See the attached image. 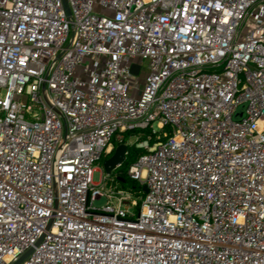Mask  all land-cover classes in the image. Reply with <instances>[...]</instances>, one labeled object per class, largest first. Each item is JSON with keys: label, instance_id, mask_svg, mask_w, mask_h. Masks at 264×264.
<instances>
[{"label": "built area", "instance_id": "2783aa9c", "mask_svg": "<svg viewBox=\"0 0 264 264\" xmlns=\"http://www.w3.org/2000/svg\"><path fill=\"white\" fill-rule=\"evenodd\" d=\"M67 4L0 0V264H264V0Z\"/></svg>", "mask_w": 264, "mask_h": 264}, {"label": "trees", "instance_id": "16d2710c", "mask_svg": "<svg viewBox=\"0 0 264 264\" xmlns=\"http://www.w3.org/2000/svg\"><path fill=\"white\" fill-rule=\"evenodd\" d=\"M144 131L146 130H142L141 133H145ZM131 135V132H127L126 133V138H129V136ZM119 144L116 143V147ZM144 153V149L137 147L136 145H131L128 147V153H127V157L125 162L122 164V166L118 169V171L121 173V176L125 178V181L123 182L126 188L132 189L136 192L137 196H140L143 193V186L140 185L138 182H136L135 180H132L128 174H127V170L128 167L130 166V164H132L134 161H136L138 159V157ZM112 155V154H111ZM111 155H105L101 158L100 162L103 164L104 161H106Z\"/></svg>", "mask_w": 264, "mask_h": 264}, {"label": "water", "instance_id": "95a60500", "mask_svg": "<svg viewBox=\"0 0 264 264\" xmlns=\"http://www.w3.org/2000/svg\"><path fill=\"white\" fill-rule=\"evenodd\" d=\"M67 9L68 14H70V9L69 6L67 4V0H63ZM132 71L134 73H138L139 72V65L134 64L132 66ZM128 144L126 143H122L120 145H118L114 151V153L103 163V167L105 168V170L108 173H111L112 170L114 169H118L122 166V164L125 162L126 157H127V153H128ZM120 181L124 182L125 178L124 177H119ZM143 190L145 192L148 191V187L147 185H145L143 187ZM32 252V250H30L28 253H26L24 256H22L17 262H15L14 264H20L30 253Z\"/></svg>", "mask_w": 264, "mask_h": 264}, {"label": "rangeland", "instance_id": "374dc122", "mask_svg": "<svg viewBox=\"0 0 264 264\" xmlns=\"http://www.w3.org/2000/svg\"><path fill=\"white\" fill-rule=\"evenodd\" d=\"M139 62H141L142 63V66H143V72H142V75H140V78H142V79H144V77H145V75L147 74V72H148V70H149V60H146V59H144V60H142V59H137ZM143 85V84H142ZM154 127H155V129L158 131V132H160V133H162V131L158 128V125L155 123L154 124ZM145 133H141V139H144V138H146L147 136H148V134H150L152 131H151V129H148V130H146V131H144ZM124 140L126 141V143L130 146V142H133V143H135L137 140H136V135H134V134H132L131 133V138H130V136H129V138H126V134H125V138H124ZM133 145H135V144H133ZM96 169H99V170H96L95 172H94V175H93V180L95 181V182H99L100 181V178H101V170H105V168L103 167V164L101 163V162H98L96 165ZM120 187H125V185H124V183L123 182H120ZM126 188V187H125ZM107 202V199L106 198H101V199H99V200H97V201H95V206L96 207H101V206H103L105 203ZM140 204H141V200L139 199V206H140ZM139 206H137V207H134V206H132L131 207V209H132V211H134V212H138V210H139Z\"/></svg>", "mask_w": 264, "mask_h": 264}]
</instances>
